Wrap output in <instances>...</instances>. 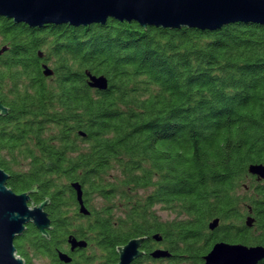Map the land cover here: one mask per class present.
<instances>
[{
  "label": "trees",
  "instance_id": "16d2710c",
  "mask_svg": "<svg viewBox=\"0 0 264 264\" xmlns=\"http://www.w3.org/2000/svg\"><path fill=\"white\" fill-rule=\"evenodd\" d=\"M4 47L0 168L15 193L35 191L31 205L50 201L49 237L29 225L15 241L25 264H62L56 249L69 235L92 243L75 264H118V247L156 235L165 264H204L216 243L264 247V218L246 224L250 212L264 215V187L249 173L264 165L263 26L30 28L0 17ZM86 72L108 89L90 88ZM159 206L176 219L163 220Z\"/></svg>",
  "mask_w": 264,
  "mask_h": 264
},
{
  "label": "water",
  "instance_id": "95a60500",
  "mask_svg": "<svg viewBox=\"0 0 264 264\" xmlns=\"http://www.w3.org/2000/svg\"><path fill=\"white\" fill-rule=\"evenodd\" d=\"M0 17L25 24L30 28L49 25H69L87 27L106 25L112 19L118 22H136L142 28L154 27L169 30L182 28L215 32L237 23L256 24L264 27V0H0ZM7 47L0 50V55ZM42 58V54H39ZM45 77L54 75L53 70L43 65ZM88 85L92 89L105 91L108 81L104 76H94L86 72ZM9 110L0 102V116L6 117ZM83 137L86 135L81 133ZM249 173L264 179V165H251ZM10 175L0 168V264H25L17 256L15 241L22 236L29 225H33L43 236L49 237L51 219L46 212L50 201L38 206L31 205L35 191L15 193L8 187ZM77 195L80 213L88 216L83 201V191L79 183L71 185ZM251 228L253 219L247 218ZM219 220L210 223L215 230ZM156 241L161 238L156 235ZM145 238L129 241L117 248L118 264H132L143 256L141 251ZM72 250L84 249L86 241L70 237ZM167 251L158 250L154 259L170 258ZM61 262L68 264L72 259L59 253ZM204 264H259L264 260V247H248L242 244L216 243L204 256Z\"/></svg>",
  "mask_w": 264,
  "mask_h": 264
},
{
  "label": "flooded vegetation",
  "instance_id": "af4514ba",
  "mask_svg": "<svg viewBox=\"0 0 264 264\" xmlns=\"http://www.w3.org/2000/svg\"><path fill=\"white\" fill-rule=\"evenodd\" d=\"M251 175V174H250ZM252 176V175H251ZM251 179L252 180H254L255 181V183L259 186V187H264V179H259V177H257V176H252L251 177ZM32 202V201H31ZM252 213V214H251ZM74 214H80L79 213V211L78 212H74ZM250 216H248L247 218H252L253 219V225H252V227L256 224V221H257V218H264V215L262 214L261 216H254L253 215V212H250ZM247 220V219H246ZM220 226H221V221H219V225H218V227L215 229V230H210L209 229V232L210 233H216V232H218V229L220 228ZM251 227V228H252ZM249 228V227H248ZM73 236V235H72ZM69 237H71V235H69L68 236V239H69ZM75 238V237H74ZM67 239V240H68ZM77 240H79V241H81V240H83V241H87V247L86 248H84V249H75L74 251L72 250V247H71V245L68 243L67 244V246H65L63 249H59V248H57L56 249V251H57V256H58V260L60 261V259H59V252H61V253H64V254H67L71 259H72V261L70 262V263H68V264H75V261H76V259L78 258V257H82V256H84V255H87L88 254V251H86L87 249H88V247L90 246V245H92V243H90L89 242V239H78V238H76ZM145 242L143 243V245H142V248H141V251L143 252V256L141 257V258H143V257H148V254H150V256L152 255V253L153 252H155V251H158V250H161V251H165L166 249H165V247H164V245H161V244H156V243H159V242H157L154 238H153V243H148V241H149V238H146L145 237ZM161 242V241H160ZM146 243H148V244H146ZM151 250V251H150ZM119 257V256H118ZM141 258H139V259H141ZM138 260V259H137ZM137 260H135V261H137ZM165 260H166V258H159V259H153L152 258V261H150L149 262V264H165ZM134 261V262H135ZM61 262V261H60ZM77 262V261H76ZM103 262V264H105V262L104 261H102ZM133 262V263H134ZM62 264H65V263H63V262H61Z\"/></svg>",
  "mask_w": 264,
  "mask_h": 264
},
{
  "label": "rangeland",
  "instance_id": "374dc122",
  "mask_svg": "<svg viewBox=\"0 0 264 264\" xmlns=\"http://www.w3.org/2000/svg\"><path fill=\"white\" fill-rule=\"evenodd\" d=\"M93 200H94L95 207H97V208H102L106 204V202L103 199H100L97 197H94ZM116 203H118V202H116ZM156 210L163 220L176 219V213L172 212L171 210H168L167 208L159 206L156 208ZM34 263L35 264H50V261L49 260H42V259H35Z\"/></svg>",
  "mask_w": 264,
  "mask_h": 264
}]
</instances>
